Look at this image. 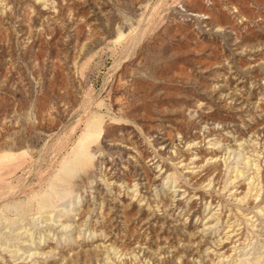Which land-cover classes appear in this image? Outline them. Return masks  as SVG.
<instances>
[{"label":"rangeland","instance_id":"374dc122","mask_svg":"<svg viewBox=\"0 0 264 264\" xmlns=\"http://www.w3.org/2000/svg\"><path fill=\"white\" fill-rule=\"evenodd\" d=\"M0 264H264V0H0Z\"/></svg>","mask_w":264,"mask_h":264}]
</instances>
